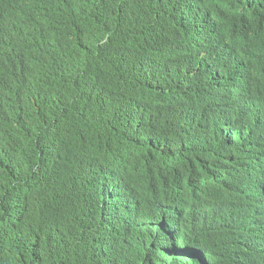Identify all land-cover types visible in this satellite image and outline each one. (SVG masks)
I'll list each match as a JSON object with an SVG mask.
<instances>
[{"label": "clouds", "instance_id": "1", "mask_svg": "<svg viewBox=\"0 0 264 264\" xmlns=\"http://www.w3.org/2000/svg\"><path fill=\"white\" fill-rule=\"evenodd\" d=\"M66 2L79 3L90 13L94 11L87 0H0V88H3L0 93V107L2 110H5V102L10 98L22 102L24 93L27 92V74L24 72V65L21 67L18 63V56L22 55V51L27 53L37 51L41 36L49 32L50 26L70 18L64 7ZM206 3L190 2L187 5V19L193 22L197 20L198 11H203L205 14L206 6L209 7L210 16L212 9ZM195 6L197 9H191ZM240 14L238 12L237 16ZM242 20L243 17L240 18V22ZM226 23L227 20H223L222 23L208 24L207 30L206 25L203 27L200 35L195 38L194 44L188 43L193 50L190 61L181 62V59L190 53L189 47L183 50L177 49L174 54L180 59V63L177 65L171 63V78L170 75H165L163 81L157 86L155 95L165 93L166 99L174 105L172 112L161 113L160 123L164 126L158 127L153 133V152L156 160L163 161L161 168H147L136 161L134 163L131 161L130 165L129 163L125 165L106 163L105 156L101 154L103 151L95 152L79 148L71 151V158H77L80 161L72 167L67 178L58 184V180L52 176L57 177L58 171L65 167L64 158L68 156V153L63 152L62 146L66 135L60 128L59 133L52 131L54 126L47 130L51 135L48 149L46 151L43 149V156L41 153L37 161H29L33 167L27 166L22 183L13 186L2 199L0 219L5 222L2 230L8 234L6 241L9 242L10 234H13L15 238L9 243L13 242L12 245H16L17 250H25L26 253L33 250L43 261L51 264H60L62 261H71L70 264H109L112 259H118L120 264H196V262L207 264L205 261L208 260H210L209 264H255L252 262V253L260 257L256 264H264V261H261V258H264V48L241 47L235 44V37L232 33L229 34ZM224 32L227 33L228 53L224 51ZM215 35L217 40L214 38ZM197 38L201 40L200 43ZM216 48L219 59H214ZM234 48L237 49L235 56L248 57L235 61L232 56ZM42 52L43 48L40 55ZM9 60H12V64L16 65L22 73V79L19 82L15 71L5 66ZM7 69L12 73L11 79L5 76ZM226 87L228 99L224 112L223 96ZM233 95L236 98L235 117ZM156 97L154 100L158 98ZM113 108L114 101L111 100L104 107V113L110 114ZM33 109H39L35 102ZM10 110L11 107L8 104L5 111L9 113ZM243 111L245 112L244 124ZM252 116L255 131L253 144H251ZM224 127L227 131L226 135ZM235 132L239 133L240 137L233 136ZM261 132H263V160L260 147ZM182 134H185L184 138L175 142L174 139ZM234 137L237 139H233ZM188 139H192L193 143L185 145ZM171 143L178 149H174ZM242 143L247 160L243 164ZM234 146L238 157L236 161L233 156ZM251 146H254L253 160H251ZM101 148H103L102 145ZM160 151L164 154H159ZM169 152H174L175 156L180 154L181 158L186 159L187 168H197L198 172L202 169L204 174L197 183L174 194L162 196L161 193H156V189L160 192L159 187L163 180L159 181V173L154 171H164L162 176L177 172L174 168V156L171 154L169 157ZM97 159H100V165H97ZM88 162L89 166L85 168ZM218 163L222 165L219 166ZM124 166H130V172L125 173L122 179L124 171L119 168L125 169ZM253 166H255V172L252 181ZM261 172L262 181L260 180ZM148 176L155 177L146 180L144 177ZM80 178H82V184H79ZM104 178H107V189L110 194L108 202L116 208L115 212H117L114 218L111 212L107 222L100 216L101 212L93 216L94 206H101L103 201ZM209 179L211 181L207 184L210 186L205 187ZM112 181H114L113 184ZM152 184L159 185L151 186ZM252 184L256 187L250 189ZM33 185H36L34 186L36 189L40 187L38 193L31 190ZM82 186L88 190L91 201V209L83 215L86 220L79 221V228L83 231L80 235L85 243L84 254L81 258L68 257V254L60 252L58 254L56 242L48 236L49 225H51L48 219L40 213L37 215L29 212L28 204L50 202L57 209L53 215L63 224L71 225L74 220L73 217L70 218L71 210L76 212L80 210L77 199ZM114 187L118 195H116V206L112 204L115 202L112 201L114 195L111 194ZM123 194L126 196L122 197ZM98 196L99 201L96 200ZM132 203L136 206H132ZM167 203L170 206L163 211V206ZM123 204L127 206L124 207ZM22 205L25 207L23 216L20 215ZM202 206L206 209L210 208L212 216L217 220L221 216L226 223L222 226H227L228 232L235 233L236 244L228 247L229 252L220 248L217 256L216 248L210 244V240L202 244H187L192 234L188 224L180 227L184 243L178 248H172L173 250L161 252L158 258H153L149 251L146 254L145 250L137 252L132 248L134 242L140 243V240L146 236L158 237L156 229L162 228L168 231L180 215ZM12 209V218L17 217L16 210L19 212V217L13 218L12 221L13 232L10 227ZM124 211L127 212L125 215ZM100 219L105 222V225L111 226L113 222L116 225L111 228L108 225V233L101 229L97 232L93 227L84 226L85 222L93 221L94 225L100 228L102 223ZM21 229L22 233H20ZM39 231H41L40 237L49 238V247L46 248L42 241H39L37 246H33V236ZM121 234L125 236L121 237ZM0 241H2L1 234ZM179 249H181L180 252ZM232 249L236 251L237 257ZM7 250L6 248L0 256V264H3L1 259L6 258ZM199 250L200 259L196 257V252ZM216 257L219 260H214Z\"/></svg>", "mask_w": 264, "mask_h": 264}, {"label": "trees", "instance_id": "2", "mask_svg": "<svg viewBox=\"0 0 264 264\" xmlns=\"http://www.w3.org/2000/svg\"><path fill=\"white\" fill-rule=\"evenodd\" d=\"M87 2L94 10L92 13L79 3L66 2L64 7L70 18L52 24L49 32L41 36L37 51H22L17 58L27 74V92L22 102L14 98L7 102L4 100L5 110L10 104L9 113L0 107V208L3 197L13 186L22 183L27 166L33 167L29 161H37L48 149L51 141L47 130L54 126L52 131L59 133L60 128L66 135L62 146L63 152L68 153L64 158L65 167L58 171L57 177L52 176L58 184L80 161L71 158V151L79 148L103 151L101 154L105 156L106 163L130 165L131 161H137L147 168H161L163 161L155 159L152 148L153 133L162 119L161 113L172 112L174 105L166 99L165 93L159 96L160 93L155 95V92L163 77L172 75L167 62L180 63L174 54L177 49L189 47L190 53L181 62L191 60L193 50L188 43L193 45L206 25L203 11H198L199 18L194 22L187 19L190 2H207L212 9L208 24L227 20L232 35L237 34L234 39L237 45L264 48V0ZM197 39L200 43L201 40ZM5 66L15 71L18 82L22 79L20 69L12 64V60ZM9 69L5 76L11 79ZM155 96L158 98L154 100ZM111 100L114 101L113 111L104 113V107ZM34 102L39 109H33ZM184 136L182 134L174 141L179 142ZM192 143L193 140L188 139L185 145ZM171 146L178 149L172 143ZM174 152L171 154L176 163ZM100 163L97 159V165ZM183 169L184 174L182 171L161 174L159 181H163L160 192L156 189V193L162 196L174 194L181 191L174 189L175 184L187 187L197 183L198 178H194L199 173L204 174L202 169L198 172L197 168H187L186 159ZM85 194L89 192L82 186L77 199L80 210L71 225L63 224L53 215L57 209L50 202L28 204L29 212L40 213L55 225V228L50 227L58 254L83 257L85 243L80 235L83 231L78 227L79 221L86 220L84 213L91 209L90 198ZM223 221L221 216L219 220L212 216L210 208L196 207L180 215L168 231L158 228V237H143L140 243L134 242L132 248L137 252L147 248L153 258H158L161 252L184 243L180 227L185 224L192 229L188 244L210 240L211 245L220 243L219 248L230 247L236 244L235 233L228 232V227L222 226L226 224ZM3 223L0 219V234L6 237L8 234L2 230ZM93 228L97 230L98 226L93 225ZM40 232L33 236V246L42 241L46 248L49 247V238L40 237ZM5 243L0 241V256L6 249ZM150 243H153V249ZM8 244L6 258L1 259L3 264H51L43 261L33 250L26 253L25 250H17L16 245ZM70 263L67 261L66 264ZM109 264H120V261L112 259Z\"/></svg>", "mask_w": 264, "mask_h": 264}, {"label": "bare ground", "instance_id": "3", "mask_svg": "<svg viewBox=\"0 0 264 264\" xmlns=\"http://www.w3.org/2000/svg\"><path fill=\"white\" fill-rule=\"evenodd\" d=\"M244 4V3H243ZM216 10L217 9H215V12L214 13H216ZM208 11H209V7H207L206 6V10H205V21H206V30H207V26H208V21H209V13H208ZM208 32V31H207ZM211 32H212V30H211ZM237 34H234V37H237L236 36ZM214 38H215V40H217V35H215L214 36ZM226 38H227V33L226 32H224V51L226 52L227 51V53H228V50H227V48H226ZM218 45V44H217ZM235 53H237V49L236 48H234V52H232V56H234L233 57V59L235 60V61H239V60H242V59H245L246 57H248V56H246V55H241V56H239V57H237V56H235ZM246 53H247V51H246ZM217 56H218V52H217V48H216V50H215V56H214V59H219V58H217ZM160 63V62H159ZM167 64H168V70H171V68H172V65H171V63L168 61L167 62ZM234 72L236 71L235 69L233 70ZM236 73V72H235ZM170 78H171V75H170ZM227 79V78H226ZM234 80H236V78H234ZM244 81H247V80H244ZM227 85V84H226ZM234 86H235V83H234ZM159 96H163L161 93L159 94ZM198 97H200V95H198ZM206 99H207V93H206ZM214 99L216 100L217 99V93L214 95ZM227 99H228V95H227V87L226 88H224V96H223V109H224V112L226 111V104H227ZM232 99H233V115H234V117L236 116V114H237V112H236V110H235V104H236V98H235V95H233V97H232ZM242 117H243V124H244V119H245V112L243 111V115H242ZM151 123V122H150ZM150 123H149V125H150ZM151 126V125H150ZM162 126H164V124L163 123H160L157 127H162ZM251 129H252V137H251V139H252V143L251 144H253V141H254V135H255V131H254V120H253V116H252V120H251ZM156 132V131H155ZM224 134L226 135L227 134V131H226V128L224 127ZM51 136V135H50ZM233 136H236V137H240V135H239V133H237V132H235L234 134H233ZM236 137H234L233 139H237ZM260 141H261V144H260V147H261V153H262V156H261V159L263 160V132H261V135H260ZM224 142H226V140H224ZM241 146H242V156H241V160H242V164H243V162L244 163H246V158H245V151H244V144L242 143L241 144ZM254 146H251V160H253L254 159V157H253V153H254V148H253ZM153 148V147H152ZM120 152L123 154V152H122V150H120ZM224 152H225V150H224ZM159 154H164V152H159ZM165 154H167V153H165ZM190 154V153H189ZM224 154V153H223ZM170 155H171V153L169 152L168 153V156L170 157ZM173 156V155H172ZM224 157H225V154L223 155ZM233 156H234V161H236L237 159H238V157H237V151H236V148H235V146H234V150H233ZM177 160H176V166H174V168L177 170V172H179V171H182V174H184V169H183V166H184V158L182 157L181 158V155L180 154H177V156L175 157ZM137 162V161H136ZM149 163V162H148ZM168 163H171V162H168ZM124 164H126V163H124ZM167 165V164H166ZM221 165H222V163H221ZM87 166H89V162L86 164V167L85 168H87ZM124 168L126 169L123 173H122V179H124V174L125 173H128V172H130V166H124ZM142 169V168H141ZM263 169V164L261 165V170ZM105 170H106V168H105ZM218 170V169H217ZM200 171V170H199ZM225 171V170H224ZM140 172H142V171H140ZM154 172H157V173H159V176H161V174L162 173H164V171H154ZM254 172H255V166H253V173L251 174V179H252V181H253V179H254ZM104 173V172H103ZM154 178L155 176H148V177H144V178H146V180H150L151 178ZM203 176H202V173L200 174H198V176H196L194 179L196 180L197 178L198 179H200V178H202ZM210 177H211V175H210ZM212 178V177H211ZM201 180V179H200ZM260 180L262 181V172H261V175H260ZM104 181V182H103ZM103 181H102V185H103V192H104V194L102 195V199H103V201H102V204H101V206H99V205H96V208H94V210H93V216H95L97 213H100L101 212V217L102 218H104V219H106L105 221L107 222V218H108V220H109V214L111 213L112 214V217L114 218L115 217V215H117L116 213L117 212H115V209L116 208H114L113 206H111V203H109L108 202V200L110 201V199H109V196H110V194H108V189H107V178L105 179H103ZM211 181V179H209L208 181H206V185H205V187H208V186H210V185H208L207 184V182H210ZM204 181H202V183H203ZM114 183V181H112V184ZM74 184H75V182H74ZM79 184H82V178H80L79 179ZM125 184V183H124ZM154 185H158V184H152L151 186H154ZM204 185V184H203ZM34 186H36V185H33L32 187H33V189H31L33 192H35V193H38L39 191H40V187H39V189H36ZM174 189H176V190H183L184 188H185V186L184 185H180L179 183H178V185L177 184H175L174 186ZM256 187V185L255 184H252V185H250V189L251 188H255ZM122 193H124V192H122ZM130 194H132V192H129ZM111 194L112 195H114L113 196V198H112V201H115L114 203H112L114 206H116V201H117V197H116V195H117V193H116V188L114 187V188H112V190H111ZM129 194V195H130ZM264 195V194H263ZM88 196H89V198H90V194H85V197L86 198H88ZM118 196V195H117ZM124 196H126L125 194H123L122 195V197H124ZM128 196V195H127ZM99 199H100V197L98 196V198L96 199L97 201H99ZM108 202V203H107ZM161 205H163V204H161ZM109 206H111V207H109ZM123 206L124 207H126L127 206V204H123ZM132 206H136L134 203H132ZM137 206H139L138 204H137ZM168 206H170L168 203L167 204H165L164 206H163V211H166L167 210V208H168ZM78 209V208H77ZM24 210H25V207L22 205L21 206V208H20V215H24L25 214V212H24ZM79 210V209H78ZM159 210L160 211H162L161 210V208H159ZM244 210H246V209H244ZM125 213H127L126 211H124L123 212V214L125 215ZM123 215V216H124ZM11 216V219H10V227L12 228V230H11V232H13V228H14V225H13V223H12V221H13V218H12V216H13V209H12V214L10 215ZM122 218V217H121ZM208 218H210V217H208ZM101 220V226H100V229H101V231H104V232H107L108 233V230H109V226L108 225H105L104 223L105 222H103L102 221V219H100ZM95 222H98L99 220H94ZM70 223V222H69ZM123 223V222H122ZM90 226V227H93V225H94V222L92 221V223H88V222H85L84 223V226ZM116 224H115V222H113L112 224H111V226L113 227V226H115ZM111 226H110V228H111ZM3 227H4V223H3ZM124 229V228H123ZM122 229V230H123ZM97 232H99V226H98V229L96 230ZM205 231H207V230H205ZM23 232V230L21 229L20 230V233H22ZM114 233H112V235H113ZM125 235L124 234H121V237H124ZM14 235L13 234H10V241H13L14 240ZM114 239V238H113ZM87 240H89V239H87ZM6 241V237L5 236H3L2 235V243H4ZM228 242H229V240H228ZM11 245L12 244H14L13 242L12 243H10ZM152 244L153 243H150V247H152ZM188 244V243H187ZM219 245H220V243L219 244H217V246L216 245H214V247L216 248V251H217V256H218V254H219V252H220V248H219ZM114 246V245H113ZM109 249V248H108ZM225 251H227V252H229V249H228V247H225V248H223ZM180 250L181 249H179V252H180ZM232 251L233 252H235V257H237L236 255H237V253H236V251L234 250V249H232ZM196 257H198L199 259H200V250L199 251H197L196 252ZM208 257H209V255H208ZM251 258H252V262H255V264H256V262H257V260H260V257L256 254V253H252V256H251ZM209 259V258H208ZM214 260H219V258L218 257H216ZM261 261L263 262L264 261V258H261ZM187 263H189V262H187ZM205 263H207V264H209L210 263V260H208V261H205ZM196 264H198L197 262H196Z\"/></svg>", "mask_w": 264, "mask_h": 264}, {"label": "water", "instance_id": "4", "mask_svg": "<svg viewBox=\"0 0 264 264\" xmlns=\"http://www.w3.org/2000/svg\"><path fill=\"white\" fill-rule=\"evenodd\" d=\"M226 21V20H225ZM228 24V22L226 23V25ZM229 32V34H231V32L230 31H228ZM219 43H221V40H219ZM236 44V43H235ZM190 51V50H189ZM55 208H56V206H55ZM27 212V214H28V211H26ZM76 210H71V215H70V218L71 217H76ZM29 215V214H28ZM16 216L17 217H13L14 219H16V218H18L19 217V212H18V210H16ZM69 218V219H70ZM100 218V217H99ZM76 219V218H75ZM74 219V220H75ZM9 220H7V222H8ZM107 225H109V224H107ZM50 226H53L54 228H55V225H49V234H51V235H48V236H51L52 237V232H51V227ZM79 228V227H78ZM56 231H59V229H56ZM10 242V241H9ZM5 244H7V245H5V247L8 249V247H9V244H8V242L6 241V243ZM145 252H146V254H147V252H148V249L146 248L145 249ZM67 262L66 261H62V262H60V264H66Z\"/></svg>", "mask_w": 264, "mask_h": 264}]
</instances>
